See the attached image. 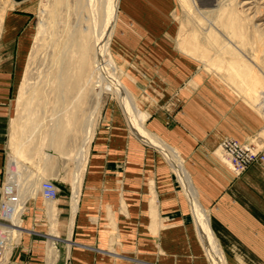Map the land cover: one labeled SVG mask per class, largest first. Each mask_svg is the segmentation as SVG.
I'll list each match as a JSON object with an SVG mask.
<instances>
[{"label": "crops", "instance_id": "obj_1", "mask_svg": "<svg viewBox=\"0 0 264 264\" xmlns=\"http://www.w3.org/2000/svg\"><path fill=\"white\" fill-rule=\"evenodd\" d=\"M150 1L122 2L119 22L133 32V44L141 38L142 29H130L132 22L149 26L157 35L159 14L155 13V8L154 13L149 11L152 9L147 4ZM19 8L26 9V13L35 10L32 2L14 11ZM130 17L135 21L128 20ZM31 28L26 16L14 13L6 16L3 40L11 42L20 34L17 88L21 73H25V66L21 65L29 53ZM0 64H3L0 68L1 195L3 185L10 179L14 75L11 59H0ZM137 85H131L136 93L149 84ZM156 85V89L150 90L152 103L145 108L150 114L143 120L144 129L182 159L226 264H264V217L254 215L252 206L238 199L241 179L214 151L220 135L249 143L247 141L259 134L264 120L231 97L216 95L209 82H202L193 91L194 95L186 90L171 95L174 90L168 88L164 96L170 94L171 97H166V101L161 100L163 90ZM177 93L181 94L182 103L174 108ZM91 144L77 192V210L70 185L68 201L63 196L62 186L52 181L61 193L58 199L46 201L41 187L49 180L40 177L37 168L20 162L25 167L21 171L24 179L21 188L31 175L37 173V178L24 194L19 188L23 199L21 212L14 218L6 213V218L14 225L1 226L11 237L0 254V264H213L202 243L186 184L168 156L140 139L131 129L120 105L118 109H106ZM248 171L250 177L260 176L254 167Z\"/></svg>", "mask_w": 264, "mask_h": 264}, {"label": "rangeland", "instance_id": "obj_2", "mask_svg": "<svg viewBox=\"0 0 264 264\" xmlns=\"http://www.w3.org/2000/svg\"><path fill=\"white\" fill-rule=\"evenodd\" d=\"M81 1L84 0H31L29 2L33 3L35 10L34 12L29 10L30 13H26L27 10L24 8L14 11L16 7H12L11 0H0V59H11L14 75L11 160L18 162L20 172L24 168L20 162L28 167L37 168L40 177L56 182L57 186L58 184L62 186L63 196L68 201L71 199V189L75 197L72 183L78 169V156L81 150H85L86 159L84 157L83 160L86 161L81 168L80 184L88 160L89 147L100 118L106 109L109 111L113 107L118 109L119 105L121 106L114 89L106 88L102 99H99L96 98L95 79L88 85L86 82L82 83L85 81V76L88 78L93 70L92 41H89V51L84 58L86 59L84 64L81 61L82 53L79 48L73 54L74 47H69L68 44L71 35H73L74 45L82 42L81 34L76 29L77 25L81 27L88 25L89 22L87 8L85 10L81 8L85 2L82 4ZM150 2L147 3L152 8L149 11L154 13L155 8V13L159 14L157 35L145 24L136 25L132 22L135 18L130 17L128 20L132 19L130 21L132 24L129 22L130 26H128L132 30L142 29L141 38L133 44V32L128 31L126 25L120 21L110 42V54L118 67V77L132 94L140 111L149 116L150 113L146 112L145 108L147 104L152 103L150 90L153 87L156 89V84L157 87L162 88V85L167 82L162 88L161 97L162 101H166V97H171L174 93L183 90L194 95L196 93L193 91L197 90L202 82L205 84L209 82L214 86L216 95L231 97L237 104L245 106L254 114L258 113L264 120L262 108L259 105L263 101L261 91H264V0H186L185 2L152 0ZM217 4L221 5V10L214 13L213 17H203L195 9L196 7L201 10L215 9ZM10 13L20 17L26 16L29 19V26L32 27L29 53L24 65H21L22 68L25 66V73H21L18 88L15 81L20 34L11 42L6 43L3 40L4 23L6 16ZM232 17L236 20L233 28ZM144 18L142 17L143 20ZM233 31L235 35L230 34ZM60 60L64 61L65 66L69 65L70 75H72L66 81L68 90L64 96L60 95L58 90ZM2 66L3 64H0V68ZM76 72L82 74V80L75 77ZM159 77L166 79V82L158 80ZM139 78L144 80L138 81ZM137 83L149 85L142 86L143 90H137L136 93L131 85L138 86ZM80 87L85 89L80 95L81 98L75 95V92H78L75 88L80 89ZM171 87L174 90L172 94L164 96L166 89ZM180 103H182L181 94L177 93L174 95L172 106L176 108ZM125 116L130 123L126 114ZM263 128L262 125L259 134L244 145H251L264 152ZM90 130H92L91 139L85 149L83 146ZM228 138L220 135L214 151L231 169L230 162L226 160L219 146ZM27 158L31 160L28 161ZM252 167L259 171L260 176L250 177L248 169ZM248 169L238 176L241 180L238 183L237 196L238 199L246 200L252 206L254 215L264 217V164L256 163ZM36 178L37 173L31 175L26 185L22 184L21 188V183L24 181L22 175V182L19 185L22 194L28 191L27 188L30 185H34ZM7 184L8 182L3 185L0 195L2 214L0 230L1 226L13 227L14 225L6 218L2 205L3 192ZM65 185L67 188H63ZM19 188L16 189L17 193L15 192L17 203H23ZM57 189L59 197L61 192L59 187ZM9 235L7 234L8 237ZM217 245L222 254L221 257L224 258L222 264H226L218 242Z\"/></svg>", "mask_w": 264, "mask_h": 264}, {"label": "bare ground", "instance_id": "obj_3", "mask_svg": "<svg viewBox=\"0 0 264 264\" xmlns=\"http://www.w3.org/2000/svg\"><path fill=\"white\" fill-rule=\"evenodd\" d=\"M29 1H31V0H22L19 2L16 0H11V2L13 4L12 7H19L20 5L27 3ZM180 1L185 2L186 0H180ZM83 2H85V4ZM83 2L81 1V3L84 4V6L81 8H82V10H85L87 8V14H88L89 22H88V25L86 24L85 26L79 27L80 25L79 26L77 25L76 29H77L78 33L80 32V34H81L82 42H80L79 44L77 42L74 45L73 35H71L69 43H68L70 45L69 47H74L73 48V50H74L73 54L76 53L78 51V48H79V51L82 53L81 54V56H82L81 61H83V64H84V61L86 60L84 58L86 57L87 52L89 51L88 50L89 49L88 48L89 41H92L91 44H93V51H94V57L92 60V62H93V70L92 71L95 73H93L91 71L89 77L87 78L85 76V79H84L85 81H82V83L86 82V85H88L93 79H95L94 85L96 87L95 89L97 92L96 98H99V99H102V94L106 88L114 89L115 94L118 96L120 103H121V106H122L125 114L127 115L129 121H130V125H131L132 130L140 137V139H142L146 143H149L153 146H156L162 152H164L165 155L168 156L167 158H169L170 161L173 163V165L177 169V172L179 173L180 177L182 178V180L186 184V189H188L187 190L188 195L190 196L189 198H191V201L194 204L195 216L197 218L199 230L201 233V237L203 239L202 243H204V245H205L204 247L207 249L206 251L208 252L213 264H222L224 258L221 257L222 254L218 248L216 239H215L214 234L212 232V229L210 227V221H209L208 215H207L206 211L198 203V200H197L198 197L196 196L197 193L194 191V188L192 187L190 179H189L186 171L184 170L182 159L179 157L178 153H176L174 150H172L170 147H168L163 141L156 139L155 136H152L150 133H148L146 131V129H144V127H143L144 121L143 120L145 118H147V115L143 114L140 111V108L136 104L132 94L129 93L128 90L123 86V84L121 83V81L118 77V67L116 65V62L113 61V58L110 54V42H111V39L113 38V36H114V34L118 28L117 27L119 24V18L118 17L120 16V11H121L123 0H84ZM240 5H241V3H240ZM243 6H242V8H243ZM240 8H241V6H240ZM195 9L203 17H205V16L213 17L212 15L214 13H218L221 10V5L217 4V7L215 9H210V10H201L197 7ZM242 12H244V10ZM242 12H241V14H242ZM232 13L234 14V12H232ZM231 16H232V14H231ZM213 19H216V18H213ZM232 19H233V17H232ZM234 21H236V20L233 19V22L231 24L232 28H233ZM237 31L238 30H236V32ZM230 34L235 35V31H233ZM237 35L239 36L240 34H237ZM237 35H236V37H237ZM239 37H241V36H239ZM83 41H85V42L83 43ZM64 52H67V51H64ZM70 52H71V50H70ZM65 55L67 56L68 54H65ZM59 63H60V65H59L60 66V72H59V76H58V86H59L58 90L60 92V95L64 96L68 90V88L66 87V81L69 80L72 75H70L71 69H69V65L65 66L64 61H61V60L59 61ZM80 74H81L80 72L78 74L76 72L75 77L78 80H82V78H83L82 74L81 75ZM86 74H87V72H86ZM73 82H74V80H73ZM75 90H78L77 93L75 91L74 92H75V95H77L79 97L82 94L83 90L85 91V89H83L81 87H80V89L75 88ZM261 99L263 101L261 100L262 102L259 105L262 108V114L264 117V91H261ZM62 100H64V99H62ZM63 102L65 103L66 101H63ZM91 135H92V130H90L88 136L85 139V143L83 146L85 149L89 145ZM229 140L233 141L234 139L228 138L226 140H223L221 145H219V146H221L220 150H222L223 155H224L223 144ZM234 141H236V140H234ZM238 143L241 144L240 142H238ZM241 145H244V144H241ZM248 147H251L253 149L254 153H258L259 155L264 154L263 151L257 150L255 147H252L251 145L250 146L248 145ZM84 153H85V150L83 149V150H81V152L78 156L79 157L78 163H77L78 169L76 171V174H75V177H74V180L72 183V186L74 189L73 191L75 192L74 193V195H75L74 199L76 200V204L74 207L75 210H77V199H78V196H77L78 193L77 192L79 190L78 188H79V184H80L81 168H82V166H84L83 164L86 161V160L85 161L83 160V158L86 156V155L84 156ZM225 158H226V156H225ZM84 159H86V157ZM226 160L229 161V159H227V158H226ZM258 163H263V162L258 161ZM230 164H231V162H230ZM23 169L25 170V167ZM231 169H232V172L236 176H241L243 174V173L240 175L237 174L235 172L232 164H231ZM20 170H21V168H20L18 162L15 160H11V164L9 167V178L11 180L9 179L7 187L11 186L10 188L13 189V193H15V192L17 193L16 189L19 188V185L22 182V173L20 172ZM45 182H51V181H45ZM45 182H43V184ZM41 192H42V187H41ZM44 200H46V199L44 198ZM17 201H18V199H17ZM46 201H48V200H46ZM8 204H9L10 208L6 213H8V214L10 213L9 216H12V218L16 217V215L23 208L22 202H19V203L16 202L15 204L14 203H8ZM6 213H5V216H6ZM1 230L6 235V239L3 241V246H4L6 243L9 242L11 236L10 235H9V237L7 236V234H8L7 230H5V229H1ZM13 232L15 233V230H13Z\"/></svg>", "mask_w": 264, "mask_h": 264}, {"label": "built area", "instance_id": "obj_4", "mask_svg": "<svg viewBox=\"0 0 264 264\" xmlns=\"http://www.w3.org/2000/svg\"><path fill=\"white\" fill-rule=\"evenodd\" d=\"M224 155L231 162L235 172L237 174H242L247 171V169L253 165L261 161L264 163V154L254 153L251 147L241 145L237 141H226L223 144ZM11 186L5 187L3 192V209L4 213L9 210L8 203H16L17 196L16 193H13V189ZM10 188V189H9ZM12 189V190H11ZM42 196L48 201H54L58 197V190L53 182H45L42 185ZM6 239V235L0 230V254L4 249L3 241Z\"/></svg>", "mask_w": 264, "mask_h": 264}, {"label": "water", "instance_id": "obj_5", "mask_svg": "<svg viewBox=\"0 0 264 264\" xmlns=\"http://www.w3.org/2000/svg\"><path fill=\"white\" fill-rule=\"evenodd\" d=\"M16 1H18V2H19V1H22V0H16Z\"/></svg>", "mask_w": 264, "mask_h": 264}]
</instances>
